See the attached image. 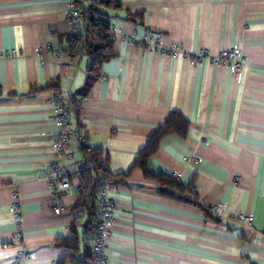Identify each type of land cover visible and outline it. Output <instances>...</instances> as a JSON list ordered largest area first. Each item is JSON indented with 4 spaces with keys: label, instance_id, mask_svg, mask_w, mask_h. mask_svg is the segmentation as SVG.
I'll return each mask as SVG.
<instances>
[{
    "label": "crops",
    "instance_id": "1",
    "mask_svg": "<svg viewBox=\"0 0 264 264\" xmlns=\"http://www.w3.org/2000/svg\"><path fill=\"white\" fill-rule=\"evenodd\" d=\"M102 2L113 55L84 93L90 57L69 49L86 29L69 28L64 0H0V264H12L17 233L25 264H58L71 254L65 240H76L77 257L92 243L77 190L63 192L53 212L55 88L83 95L76 120L117 178L109 264H264V0ZM235 45L244 58L238 77L208 59ZM173 115L186 122L184 134ZM167 122L172 132L136 166ZM191 155L201 161L183 162ZM77 158L63 165L73 188ZM172 173L179 188L169 185ZM217 204L221 220L208 212ZM239 216H252L251 228Z\"/></svg>",
    "mask_w": 264,
    "mask_h": 264
},
{
    "label": "built area",
    "instance_id": "2",
    "mask_svg": "<svg viewBox=\"0 0 264 264\" xmlns=\"http://www.w3.org/2000/svg\"><path fill=\"white\" fill-rule=\"evenodd\" d=\"M65 2V18L70 29L83 26L87 28L89 22L87 20L88 9H98V4L102 0H64ZM114 28L112 29L113 32ZM125 42L132 44L134 41L130 37L124 38ZM3 56H10L9 53ZM206 58L207 53L202 52L197 55L195 63H200L202 58ZM210 63L219 67L220 69L227 70L234 76H239L244 58L241 55L239 46L235 45L231 48L221 51L217 56L208 58ZM48 104L53 116V124L55 127V136L51 141V149L53 155L57 159L49 164L46 170L47 186L53 194V201L55 208L53 212L58 214L61 210L59 206V197L64 192L71 195L77 190L70 185L72 175L66 174L63 165L70 163L73 160V152L77 154L78 169L77 173L88 168L91 177L98 180V189L96 196V211H97V224L96 233L91 245L92 264H109L108 259V242L110 236V229L113 226L114 216L112 204L110 200L109 184L112 181L109 177L102 172V170L95 169L89 164L86 152L91 149L88 140L83 130L79 127L77 118L76 107L80 106L81 98H72L69 93L57 94L52 92L48 98ZM183 162L199 163L201 159L198 156L191 155L182 158ZM173 180L178 178L175 173L170 174ZM15 195V193L13 194ZM11 213L16 217L18 214V205L13 204L10 208ZM225 206L217 204L208 212L217 220H221L224 216ZM239 223L244 224L247 228H251L253 221L252 216H239L237 218ZM17 242V250L12 264H25L27 254L21 244V235L17 233L14 239Z\"/></svg>",
    "mask_w": 264,
    "mask_h": 264
},
{
    "label": "trees",
    "instance_id": "3",
    "mask_svg": "<svg viewBox=\"0 0 264 264\" xmlns=\"http://www.w3.org/2000/svg\"><path fill=\"white\" fill-rule=\"evenodd\" d=\"M106 5L109 4L106 2H100L98 4L97 10L91 8L88 9L87 20L89 24L86 28L84 38L73 36L70 39L71 45L69 51L73 56L85 53L90 57V62L87 67V79L84 93L88 90L92 82L99 76L100 64L113 55L112 40L108 36V34L112 32L113 27L106 20L100 17V8L101 6ZM52 92L62 94V92L58 88L53 89ZM82 96L83 95L72 96V98L75 100L76 98H82ZM78 108L79 106L76 107L77 112ZM171 119L178 122L176 128L178 130L177 132L179 134H184V131L186 129V122L176 115H173ZM169 122H167V124L163 128H161L151 137L146 149L137 157L135 163L136 166L144 168L147 158L156 151L161 138L172 132ZM78 125L81 128V125ZM86 155L89 164H91L95 169L102 170L106 177H109L112 182L114 181V179H117L109 173L106 160L104 159L101 150L91 148L86 152ZM75 176H77L80 181V184L78 185L76 191L79 194V202L77 203V207L85 208V211L89 217V222H91L90 225L93 226V230H88L93 234V242L97 224V211L95 203L98 189V180H94L91 177L88 168L75 174ZM169 185L172 189L180 187L176 185L174 180L170 181ZM62 243L64 247L71 251V254L63 257L58 264H92V256L90 252L92 243L90 246H87L83 249L82 255L80 257H77V253L79 250L76 244V240H65Z\"/></svg>",
    "mask_w": 264,
    "mask_h": 264
}]
</instances>
